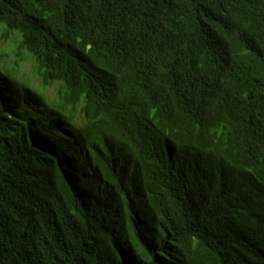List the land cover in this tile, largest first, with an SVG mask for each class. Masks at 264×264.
<instances>
[{
	"label": "trees",
	"instance_id": "trees-1",
	"mask_svg": "<svg viewBox=\"0 0 264 264\" xmlns=\"http://www.w3.org/2000/svg\"><path fill=\"white\" fill-rule=\"evenodd\" d=\"M0 31V264H264V0H0Z\"/></svg>",
	"mask_w": 264,
	"mask_h": 264
},
{
	"label": "rangeland",
	"instance_id": "rangeland-1",
	"mask_svg": "<svg viewBox=\"0 0 264 264\" xmlns=\"http://www.w3.org/2000/svg\"><path fill=\"white\" fill-rule=\"evenodd\" d=\"M1 32L2 31H0V34H1ZM4 51H7L12 57H15L16 56L15 55L14 45L11 42V38L10 37H7L4 40H0V52H4ZM31 65H32V62H24V63H22L21 68H19V74H18V76L21 77V78L23 76H28L27 73L30 70ZM33 85H35V86L39 85L38 80H34ZM45 92L47 94L53 96V94L55 92V89H54V87H48L45 90Z\"/></svg>",
	"mask_w": 264,
	"mask_h": 264
}]
</instances>
